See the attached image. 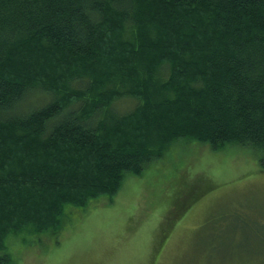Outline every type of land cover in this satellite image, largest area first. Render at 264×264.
Returning <instances> with one entry per match:
<instances>
[{"label":"trees","instance_id":"1","mask_svg":"<svg viewBox=\"0 0 264 264\" xmlns=\"http://www.w3.org/2000/svg\"><path fill=\"white\" fill-rule=\"evenodd\" d=\"M182 140L264 166V0H0V264Z\"/></svg>","mask_w":264,"mask_h":264},{"label":"rangeland","instance_id":"2","mask_svg":"<svg viewBox=\"0 0 264 264\" xmlns=\"http://www.w3.org/2000/svg\"><path fill=\"white\" fill-rule=\"evenodd\" d=\"M64 223L10 239L15 264H264V166L251 148L182 140Z\"/></svg>","mask_w":264,"mask_h":264}]
</instances>
